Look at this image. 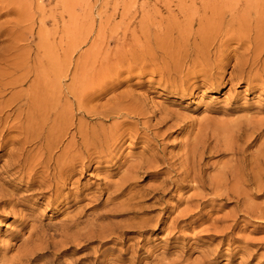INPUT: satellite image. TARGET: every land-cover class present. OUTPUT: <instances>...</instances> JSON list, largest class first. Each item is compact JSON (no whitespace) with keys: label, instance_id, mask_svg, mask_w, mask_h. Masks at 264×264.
I'll return each instance as SVG.
<instances>
[{"label":"rangeland","instance_id":"obj_1","mask_svg":"<svg viewBox=\"0 0 264 264\" xmlns=\"http://www.w3.org/2000/svg\"><path fill=\"white\" fill-rule=\"evenodd\" d=\"M0 264H264V0H0Z\"/></svg>","mask_w":264,"mask_h":264},{"label":"bare ground","instance_id":"obj_2","mask_svg":"<svg viewBox=\"0 0 264 264\" xmlns=\"http://www.w3.org/2000/svg\"><path fill=\"white\" fill-rule=\"evenodd\" d=\"M259 59H255V62H259L258 61ZM40 66V65H39ZM54 66V65H53ZM38 70V69H37ZM50 73V72H49ZM45 74H46V71H45V69H41V70H39V73H38V76L37 77H39L38 79H39V83H38V86H40L39 84L42 82V86L44 85L43 83H46V82H48L47 81V79H46V77H45ZM37 79V80H38ZM57 80V79H56ZM34 81V80H33ZM19 83H21V84H23V82L22 81H20V82H16V84H19ZM37 84V83H36ZM36 87H37V85H35ZM46 87H47V84L45 85ZM44 86V87H45ZM42 88V87H41ZM50 88V87H49ZM36 91V90H35ZM40 91H42V90H40ZM46 91V90H45ZM44 91V92H45ZM49 91V90H48ZM51 91V90H50ZM44 92H42V94L44 93ZM52 92V91H51ZM49 93V92H48ZM57 93V92H56ZM38 94L40 95V93H39V90H38ZM46 94V93H45ZM28 95V94H27ZM50 95V94H49ZM48 95V96H49ZM54 95V94H53ZM56 95V94H55ZM29 96V95H28ZM43 97H44V95H42ZM51 96V95H50ZM16 97V96H15ZM35 97L37 98L38 97V95L36 96L35 95ZM45 97H47V96H45ZM34 98V97H33ZM39 98V97H38ZM37 98V100H40V99H38ZM40 98H41V96H40ZM53 98V97H52ZM16 99H18V97L16 98ZM26 99V98H25ZM25 99L23 98L22 100H24L25 101ZM28 99V98H27ZM42 99V98H41ZM46 99V98H45ZM48 99V98H47ZM36 100V99H35ZM43 100V99H42ZM15 101H17V100H15ZM14 101V102H15ZM27 101V100H26ZM18 102H19V100H18ZM35 102V101H34ZM40 102V101H39ZM52 102H53V100H52ZM20 103H22V102H20ZM19 103V104H20ZM24 103V102H23ZM22 103V104H23ZM27 103V102H26ZM25 103V104H26ZM54 103V102H53ZM12 104V103H11ZM10 104V105H11ZM19 104H17V105H19ZM14 105H16V103L14 104ZM21 105V104H20ZM19 105V106H20ZM35 106L36 105H39V104H34ZM42 105H43V103H42ZM19 106H17V108L19 107ZM6 107V105L3 107V109ZM9 107V106H8ZM22 107V106H21ZM39 107V106H38ZM10 108V107H9ZM20 108V107H19ZM2 109V108H1ZM12 109V108H11ZM36 109V108H35ZM40 109V108H39ZM2 112H3V110H1ZM33 111V110H32ZM37 111H38V108H37ZM39 112V111H38ZM9 113H11V112H9ZM33 113H34V111H33ZM4 116L6 115H8V113L6 112L5 113V111H4ZM32 114V113H31ZM36 115V114H35ZM5 116V117H6ZM28 117H29V115H28ZM37 117V116H36ZM1 118H2V120H3V116H1ZM33 119V118H32ZM5 121H7V117H6V120ZM3 127H5V125L3 126ZM2 127V128H3ZM3 131V130H2ZM256 134H255V131L254 132H252V133H243V132H240V131H237V132H235V133H233L232 135H231V140H230V142H229V144H230V147H231V149H233V150H236V147H234V146H236L235 144H237V142L239 141V140H241V139H245V143H247L252 137H254ZM260 134H258L257 136H259ZM256 136V137H257ZM82 150V149H81ZM250 180H252L251 178H249ZM248 179V180H249ZM247 180V179H246ZM247 182V181H246ZM249 182V181H248ZM38 255V253H36V251L35 250H31L30 251V255H28L29 256V258H28V260L29 261H31L35 256H37ZM27 256V257H28Z\"/></svg>","mask_w":264,"mask_h":264}]
</instances>
